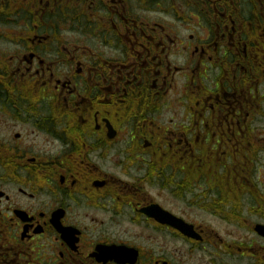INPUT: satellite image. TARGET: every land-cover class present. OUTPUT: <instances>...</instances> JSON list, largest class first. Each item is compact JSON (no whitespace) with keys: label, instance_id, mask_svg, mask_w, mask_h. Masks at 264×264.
Wrapping results in <instances>:
<instances>
[{"label":"flooded vegetation","instance_id":"flooded-vegetation-1","mask_svg":"<svg viewBox=\"0 0 264 264\" xmlns=\"http://www.w3.org/2000/svg\"><path fill=\"white\" fill-rule=\"evenodd\" d=\"M6 121L0 264H264V0H0Z\"/></svg>","mask_w":264,"mask_h":264},{"label":"rangeland","instance_id":"rangeland-1","mask_svg":"<svg viewBox=\"0 0 264 264\" xmlns=\"http://www.w3.org/2000/svg\"><path fill=\"white\" fill-rule=\"evenodd\" d=\"M4 44V43H3ZM1 121H4V116H1ZM17 126L15 127H12V129H16ZM10 131V126L8 125V121H6L4 124H2L0 126V139H3L5 138L8 133ZM249 156L251 157V154H249ZM241 159L240 158H237V169H238V166H239V161ZM242 163L245 165V158L242 159ZM254 161H256L258 163V168H257V175H252L249 179H247L248 183L245 181V178L241 177L242 175H246L248 174L247 171H248V168L247 166H243L242 163H241V166L239 167L238 169V173L242 172V174H239L240 175V178L238 179L239 182L243 181L245 182L247 185L249 184H253L255 187H259L260 190L264 191V153L258 155L255 157L254 160L250 161L252 162L251 163H248V165L250 166H254ZM243 168H244V171H243ZM3 172V169L2 167H0V174ZM245 172V173H244ZM1 180V179H0ZM4 183V182H2ZM2 183L0 182V188L4 189V186L2 185ZM243 190V188H242ZM247 195H249L248 193L247 194H243L241 193L239 196L240 197V201H239V206H240V211H241V214H238L237 213V221H236V224H237V227H231L229 225H225L223 222L221 221H218V220H212V217H208L206 215L202 216L201 218L205 221H210V222H206V223H210L212 225H214L219 231H224V230H227V229H231L233 230V233L234 234H238L240 235V233H242L244 231V229H240V228H243L242 225L244 226H247L248 223H254L256 221H259V215L258 214H254L252 213V215L250 214L249 210L246 209V205H247V201H246V198L248 197ZM250 196V195H249ZM219 222L221 225H218ZM221 234H228V232H220ZM238 264H241L242 262L240 260H237L236 261Z\"/></svg>","mask_w":264,"mask_h":264},{"label":"water","instance_id":"water-1","mask_svg":"<svg viewBox=\"0 0 264 264\" xmlns=\"http://www.w3.org/2000/svg\"><path fill=\"white\" fill-rule=\"evenodd\" d=\"M174 224V223H173ZM182 232H185V233H188L189 234V231H190V228L189 226H187L186 224H181L179 226H177ZM255 230L259 233V234H262L264 235V225H261V224H257L255 226Z\"/></svg>","mask_w":264,"mask_h":264}]
</instances>
